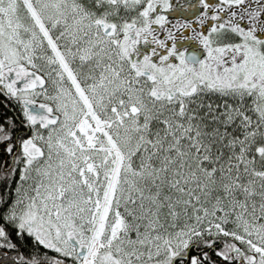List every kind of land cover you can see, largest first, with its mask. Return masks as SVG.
<instances>
[{"label": "snow or ice", "instance_id": "1", "mask_svg": "<svg viewBox=\"0 0 264 264\" xmlns=\"http://www.w3.org/2000/svg\"><path fill=\"white\" fill-rule=\"evenodd\" d=\"M0 264H264V0H0Z\"/></svg>", "mask_w": 264, "mask_h": 264}, {"label": "trees", "instance_id": "2", "mask_svg": "<svg viewBox=\"0 0 264 264\" xmlns=\"http://www.w3.org/2000/svg\"><path fill=\"white\" fill-rule=\"evenodd\" d=\"M0 111H3L2 107H0ZM2 162H3V156H0V163H2Z\"/></svg>", "mask_w": 264, "mask_h": 264}, {"label": "flooded vegetation", "instance_id": "3", "mask_svg": "<svg viewBox=\"0 0 264 264\" xmlns=\"http://www.w3.org/2000/svg\"><path fill=\"white\" fill-rule=\"evenodd\" d=\"M173 2L175 3V0H173ZM3 160H4V157H3Z\"/></svg>", "mask_w": 264, "mask_h": 264}]
</instances>
